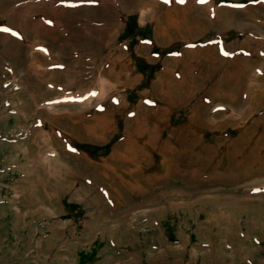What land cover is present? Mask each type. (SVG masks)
Here are the masks:
<instances>
[{
  "label": "rangeland",
  "instance_id": "374dc122",
  "mask_svg": "<svg viewBox=\"0 0 264 264\" xmlns=\"http://www.w3.org/2000/svg\"><path fill=\"white\" fill-rule=\"evenodd\" d=\"M0 29V264H264V0H0Z\"/></svg>",
  "mask_w": 264,
  "mask_h": 264
},
{
  "label": "snow or ice",
  "instance_id": "6c2138e0",
  "mask_svg": "<svg viewBox=\"0 0 264 264\" xmlns=\"http://www.w3.org/2000/svg\"><path fill=\"white\" fill-rule=\"evenodd\" d=\"M182 2H183V0H182ZM200 2H205V0H200ZM0 31H11L10 29H0ZM225 54H227V53H225ZM90 95H96V93H91ZM114 102H118V101H114Z\"/></svg>",
  "mask_w": 264,
  "mask_h": 264
}]
</instances>
